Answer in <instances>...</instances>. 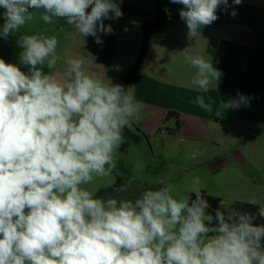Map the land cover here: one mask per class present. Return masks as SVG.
Returning <instances> with one entry per match:
<instances>
[{
	"label": "clouds",
	"instance_id": "clouds-1",
	"mask_svg": "<svg viewBox=\"0 0 264 264\" xmlns=\"http://www.w3.org/2000/svg\"><path fill=\"white\" fill-rule=\"evenodd\" d=\"M169 2L183 6L179 16L189 38L216 21L221 9L237 15L235 8L228 12L229 0ZM242 2L232 0L236 6ZM120 3L0 0V38L32 21V10L42 9L45 24L61 18L102 45L101 35L114 32L104 21L123 16ZM16 43L27 73L0 58V264H264V223H255L264 219V206L258 214L218 207L213 215L199 178L195 199L175 198L172 184L145 190L134 201L101 198L83 187L111 174L113 154L141 105L132 87L105 83L85 71L80 58L63 61L60 79L45 73L61 59L56 34L22 35ZM188 49L181 52L196 70L191 84L206 92L222 73ZM192 103L211 111L201 95ZM248 104L238 93L226 108Z\"/></svg>",
	"mask_w": 264,
	"mask_h": 264
},
{
	"label": "rangeland",
	"instance_id": "rangeland-1",
	"mask_svg": "<svg viewBox=\"0 0 264 264\" xmlns=\"http://www.w3.org/2000/svg\"><path fill=\"white\" fill-rule=\"evenodd\" d=\"M161 1L122 0V18L104 21L114 32L101 35L102 45L91 36L82 37L61 18L45 24L40 19L43 10H32V21L7 39L0 38V58L27 73V66L19 62L23 49L17 39L22 35L56 34V53L61 59L54 69L45 67V73L50 71L60 79L66 67L63 61L80 58L84 70L98 74L105 83L132 87L141 110L124 130V140L113 154L115 168L111 174L97 176L83 186L94 195L120 180L125 190L120 188L107 197L134 201L147 188L156 190L167 184L174 186L175 198L191 197L194 180L199 178L200 190L220 197L227 211H239L241 205L251 204V199L257 201L251 205L260 208L264 206V98L248 106L226 108L233 98L226 97L220 80L206 92L194 87L191 77L196 70L184 62L181 51L189 47L192 54L212 61L222 74L224 59L219 53H200V45H196L200 35L203 40L211 37L203 32L189 38L185 25L168 19L165 9L170 7ZM3 12L0 8V26ZM198 95L211 103V111L192 103ZM170 111L183 116L179 128L176 116L168 119Z\"/></svg>",
	"mask_w": 264,
	"mask_h": 264
},
{
	"label": "crops",
	"instance_id": "crops-1",
	"mask_svg": "<svg viewBox=\"0 0 264 264\" xmlns=\"http://www.w3.org/2000/svg\"><path fill=\"white\" fill-rule=\"evenodd\" d=\"M161 2L170 7L168 19L185 25L179 16L182 5L169 0ZM233 8L237 12L234 18H241L244 22L221 23L222 19L232 17L221 9L217 12L219 18L216 21L200 29V33L204 32V36L211 38L203 40L200 35L196 45H200V53L215 52L224 59L225 73L220 77V84L225 85L226 97L234 99L240 93L252 103L264 98V0H243L238 6L229 0L228 12ZM170 112V118L176 116L177 112ZM180 117L182 119L183 116Z\"/></svg>",
	"mask_w": 264,
	"mask_h": 264
},
{
	"label": "trees",
	"instance_id": "trees-1",
	"mask_svg": "<svg viewBox=\"0 0 264 264\" xmlns=\"http://www.w3.org/2000/svg\"><path fill=\"white\" fill-rule=\"evenodd\" d=\"M220 22L221 23H242L244 21L241 18H233V17H231V18H227V19H222ZM144 54H145V52H143V54L141 55V59L144 58V56H145ZM132 75L133 76H131V78L134 77V73ZM170 115H171V112L169 113L168 118H170ZM175 115L178 118L177 127L179 128L180 127L179 115L177 113ZM120 188H121V186H120V180H119V182L116 185L108 187V188H105V189L99 191L95 196H99L101 198H106L107 196L113 195L116 192H118V190ZM148 189H150V188H147L146 190H148ZM201 194H202L203 198L206 199L208 201L209 205H210V208L207 209V211L209 213H212L214 215V209H216L218 207H220L221 211H225L227 213L226 206L222 203V199L220 197L209 195V194H207L204 191H201ZM191 199H195V194L191 195ZM255 209H259V207H257V206L255 207V206H253L251 204H243V205L240 206V210L239 211L240 212H252L253 214H256L255 213ZM255 223H258V224L264 223V219H259L258 218L255 221Z\"/></svg>",
	"mask_w": 264,
	"mask_h": 264
}]
</instances>
